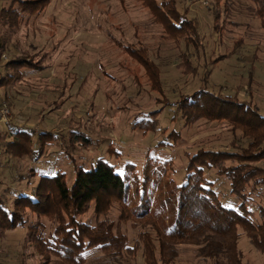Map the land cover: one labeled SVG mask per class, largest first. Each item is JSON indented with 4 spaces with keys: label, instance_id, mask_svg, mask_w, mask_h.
Listing matches in <instances>:
<instances>
[{
    "label": "rangeland",
    "instance_id": "1",
    "mask_svg": "<svg viewBox=\"0 0 264 264\" xmlns=\"http://www.w3.org/2000/svg\"><path fill=\"white\" fill-rule=\"evenodd\" d=\"M48 1L43 2L45 9L35 15L22 12L0 18V43H3L0 64L18 57L33 59L32 56L39 53L36 60L44 58L41 64L46 68L43 72H29L8 90L0 89V93L8 97L13 122L26 130L35 129L36 134L46 129L57 135L38 161L30 157L0 156V193L11 202L20 192L30 195L42 174L63 171L68 178L73 177V164L62 154L61 136L66 133L67 143L68 132L79 130L95 141L90 147L77 145L75 158L85 166L102 159L115 165L120 174L141 177L144 164L156 162L149 177L153 187L162 181V189L153 188L154 209L162 221L172 225L177 201L175 196L170 201L167 197L175 194L173 184L164 187L167 180L174 177V185L181 184L188 153L193 154L202 147L233 150L230 147L233 135L226 123L202 120L186 127L173 119V108L165 103L206 85L214 93L237 94L242 102L264 114V30L251 12L254 3L234 0L230 18L234 23L227 21L225 24L221 20L219 27L223 25L226 29L216 32L212 10L216 0H177L179 10L182 13L188 10L189 17L196 19L204 38L205 51L199 59L195 50L186 51L184 43L169 38L164 24L155 19L142 0ZM12 3L15 2L0 0V10L9 9ZM216 11L223 17L222 3ZM238 40L243 41V47L236 56L212 69L211 80L202 79L203 69L193 75L179 66L186 52L195 66H202L206 56L207 59L216 58L233 52ZM129 48L134 50L133 54L128 52ZM253 55L257 56L255 79L249 87ZM139 57L154 63L150 65L159 72V86H155L159 90L153 85L157 79L150 78L151 73H147ZM61 99L64 104L56 109ZM152 111H160L156 112L160 114L155 118L152 131L144 134L135 123L148 119L147 113ZM172 132L180 139L175 147L174 139L168 137ZM161 142L169 144L160 147ZM166 161H170L172 167H168ZM259 165L264 168V162ZM32 168L35 177L30 176ZM164 168L168 169V175ZM206 179L224 206H238L239 200L231 195L230 182L225 177L212 170L207 172ZM262 198L264 202V195ZM161 200L165 203L161 204ZM117 214L114 208L111 218L117 220ZM88 219L94 222L93 216ZM43 221L51 230V222ZM122 230L134 247L142 229L129 223L124 224ZM26 233L24 229L0 233V264H40L44 261L29 244ZM242 235L240 248L245 255L244 264H264V256L249 244L244 233ZM179 251L176 264H209L197 258L193 245H181ZM141 254L140 251L135 259L128 260L145 264ZM86 257L87 264H113L96 249ZM52 259L51 264H58Z\"/></svg>",
    "mask_w": 264,
    "mask_h": 264
},
{
    "label": "trees",
    "instance_id": "2",
    "mask_svg": "<svg viewBox=\"0 0 264 264\" xmlns=\"http://www.w3.org/2000/svg\"><path fill=\"white\" fill-rule=\"evenodd\" d=\"M142 1L155 19L164 24L169 38L184 43L186 51L195 50L196 58L203 57L204 38L196 19L189 17L188 10L182 13L177 0ZM250 1L255 5L251 12L259 19L264 30V0ZM13 2L9 9L0 10V18L22 12L35 15L46 7L43 3L46 0ZM221 3L224 7L223 17L220 11H216ZM233 4L234 0H216L212 8L216 32L226 29L223 25L219 27L221 20L225 24L227 21L234 23L230 21ZM242 47L243 41L238 40L233 52L216 58L207 59L206 56L202 66H195L191 55L186 52L179 66L185 67L184 71L193 75H198L199 70L203 69L202 79L211 80L212 69L236 56ZM1 48L3 43H0ZM127 50L130 54L134 52L132 48ZM38 56L39 53L32 56L33 59L18 57L0 64V89L5 87L8 90L15 86L29 72L46 70L41 64L44 58L36 60ZM139 60L142 59L139 57ZM256 60L257 56L253 55L249 87L255 79ZM150 64L154 63L142 60L147 73H151L150 78L157 79L154 87L159 86V72L153 70ZM155 90H159V87H155ZM7 100L6 93H0V101ZM56 104L58 109L64 100ZM165 104L173 108V119L186 127H192L202 120L226 123L233 135L230 144L233 150L202 147L193 154L188 153L181 184L174 185V177L167 180L164 187L173 184L172 189L175 190V194L167 197L170 201L175 196L177 201L176 219L172 225L162 221L154 209V187L162 189V181L157 180L158 184L153 187L149 177V171L154 169L151 167L156 162L145 163L141 177L120 174L115 165L102 159L94 165L85 166L75 158L77 145L90 147L95 141L79 130H70L69 142L65 143L66 133L62 134L61 139L64 142L62 154L74 167L73 177L68 178L63 171L52 175L42 174L30 195L20 192L11 202L0 193V233L26 230L29 244L43 256L44 261L40 264H51L52 258L58 264H87L86 254L95 249L103 252L113 264H138L128 259H135L140 251L145 264H176L181 245L195 246L197 258L209 264H244L245 255L240 248L243 233L249 244L264 256V202L261 201L264 195V168L259 165L264 162V114L242 102L239 95L214 93L206 85L192 94L181 95L174 102L167 100ZM156 112L160 111L147 113L148 119L135 123L136 126L140 125L138 128L144 134L152 131L155 118L160 114ZM168 137L174 139V147L180 141L175 132ZM56 138L53 131L42 129L40 134H36L35 129L26 130L23 125L13 122L9 130L0 134V156L14 159L30 157L38 161ZM168 144L161 142L159 146ZM169 162L165 163L172 167ZM164 170L168 175V169ZM212 170L230 182V193L239 200L236 208L224 206L216 190L211 187L206 175ZM33 171L32 168L30 176L35 177ZM160 203L165 202L161 200ZM114 208L118 212L117 220L111 218ZM92 216L94 222L88 219ZM44 219L51 222V230ZM129 223L142 229L134 247L130 246L129 237L122 230V226Z\"/></svg>",
    "mask_w": 264,
    "mask_h": 264
},
{
    "label": "built area",
    "instance_id": "3",
    "mask_svg": "<svg viewBox=\"0 0 264 264\" xmlns=\"http://www.w3.org/2000/svg\"><path fill=\"white\" fill-rule=\"evenodd\" d=\"M0 81H1V75H0ZM8 103L6 101H0V134L2 133L1 127H3V131L9 130L13 125V116L12 111L7 105Z\"/></svg>",
    "mask_w": 264,
    "mask_h": 264
}]
</instances>
